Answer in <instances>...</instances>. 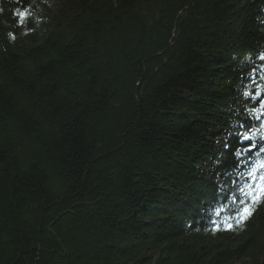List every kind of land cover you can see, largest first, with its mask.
Segmentation results:
<instances>
[{
  "label": "trees",
  "instance_id": "16d2710c",
  "mask_svg": "<svg viewBox=\"0 0 264 264\" xmlns=\"http://www.w3.org/2000/svg\"><path fill=\"white\" fill-rule=\"evenodd\" d=\"M262 177L264 0H0V264H264Z\"/></svg>",
  "mask_w": 264,
  "mask_h": 264
},
{
  "label": "snow or ice",
  "instance_id": "6c2138e0",
  "mask_svg": "<svg viewBox=\"0 0 264 264\" xmlns=\"http://www.w3.org/2000/svg\"><path fill=\"white\" fill-rule=\"evenodd\" d=\"M261 180L264 181V177H262ZM259 198H264V182H262L259 185V197H254L253 199L256 200V199H259ZM244 215L245 216L251 215V209L250 208H245L244 209Z\"/></svg>",
  "mask_w": 264,
  "mask_h": 264
}]
</instances>
